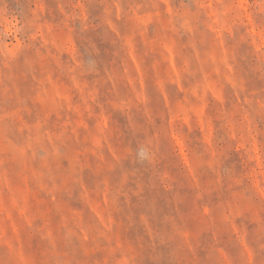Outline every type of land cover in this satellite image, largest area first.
Masks as SVG:
<instances>
[{"label": "rangeland", "instance_id": "374dc122", "mask_svg": "<svg viewBox=\"0 0 264 264\" xmlns=\"http://www.w3.org/2000/svg\"><path fill=\"white\" fill-rule=\"evenodd\" d=\"M0 264H264V0H0Z\"/></svg>", "mask_w": 264, "mask_h": 264}]
</instances>
